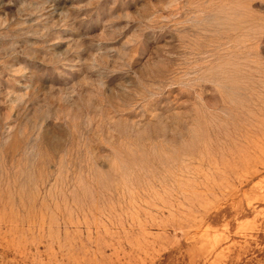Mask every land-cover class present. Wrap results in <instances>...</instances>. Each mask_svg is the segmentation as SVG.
Returning <instances> with one entry per match:
<instances>
[{
    "label": "rangeland",
    "instance_id": "rangeland-1",
    "mask_svg": "<svg viewBox=\"0 0 264 264\" xmlns=\"http://www.w3.org/2000/svg\"><path fill=\"white\" fill-rule=\"evenodd\" d=\"M0 264H264V0H0Z\"/></svg>",
    "mask_w": 264,
    "mask_h": 264
}]
</instances>
